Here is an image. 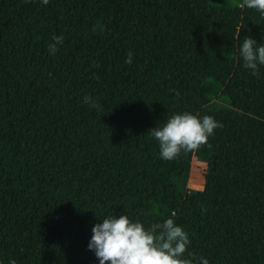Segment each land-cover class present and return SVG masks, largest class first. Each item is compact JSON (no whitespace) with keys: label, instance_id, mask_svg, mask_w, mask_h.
<instances>
[{"label":"trees","instance_id":"16d2710c","mask_svg":"<svg viewBox=\"0 0 264 264\" xmlns=\"http://www.w3.org/2000/svg\"><path fill=\"white\" fill-rule=\"evenodd\" d=\"M242 3L0 0V264H99L91 229L122 214L172 218L194 264H264V65L239 56L264 16ZM184 111L222 127L164 160L148 130Z\"/></svg>","mask_w":264,"mask_h":264},{"label":"clouds","instance_id":"9594fccd","mask_svg":"<svg viewBox=\"0 0 264 264\" xmlns=\"http://www.w3.org/2000/svg\"><path fill=\"white\" fill-rule=\"evenodd\" d=\"M47 5L49 0H41ZM242 8L255 9L264 16V0H243ZM103 30V26H98ZM243 25L235 28V38L238 39ZM95 31V27L93 28ZM64 43L62 35L53 36L48 45V51L55 55L58 45ZM239 56L244 61V67L251 70L254 76L259 75L258 65H264V43L258 44L250 36L243 38L239 48ZM125 63H132V52L129 51ZM177 96L180 95L178 90ZM83 103L99 109L98 101L90 96L83 98ZM222 127L210 115L200 117L188 111L174 113L161 127L149 129L150 135L159 142V155L164 160H173L180 154L198 150L208 143L214 130ZM92 236L88 249L94 251L99 264H194L193 259L184 258L191 243L183 226L172 218L162 223H154L145 227L142 222L133 221L127 214L119 217L106 216L102 222L93 225ZM191 255V254H189ZM9 264H16L12 259ZM199 264H209L208 259L200 257Z\"/></svg>","mask_w":264,"mask_h":264},{"label":"rangeland","instance_id":"374dc122","mask_svg":"<svg viewBox=\"0 0 264 264\" xmlns=\"http://www.w3.org/2000/svg\"><path fill=\"white\" fill-rule=\"evenodd\" d=\"M213 101L222 103L218 96H214ZM206 162L199 159L196 155L192 157L190 162V171L187 181V186L190 188H201L204 181Z\"/></svg>","mask_w":264,"mask_h":264}]
</instances>
